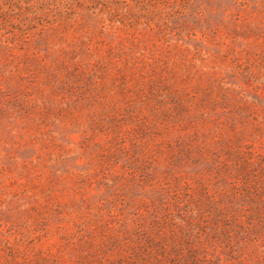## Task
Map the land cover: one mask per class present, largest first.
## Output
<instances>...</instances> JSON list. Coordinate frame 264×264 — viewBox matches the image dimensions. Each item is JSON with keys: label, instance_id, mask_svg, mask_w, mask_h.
Masks as SVG:
<instances>
[{"label": "rangeland", "instance_id": "374dc122", "mask_svg": "<svg viewBox=\"0 0 264 264\" xmlns=\"http://www.w3.org/2000/svg\"><path fill=\"white\" fill-rule=\"evenodd\" d=\"M0 264H264V0H0Z\"/></svg>", "mask_w": 264, "mask_h": 264}]
</instances>
